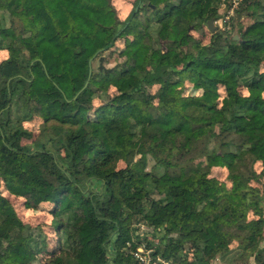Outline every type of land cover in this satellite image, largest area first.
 <instances>
[{"label": "trees", "instance_id": "1", "mask_svg": "<svg viewBox=\"0 0 264 264\" xmlns=\"http://www.w3.org/2000/svg\"><path fill=\"white\" fill-rule=\"evenodd\" d=\"M224 3L0 0V264H264V0Z\"/></svg>", "mask_w": 264, "mask_h": 264}, {"label": "rangeland", "instance_id": "2", "mask_svg": "<svg viewBox=\"0 0 264 264\" xmlns=\"http://www.w3.org/2000/svg\"><path fill=\"white\" fill-rule=\"evenodd\" d=\"M88 0H82V2H86L87 3ZM92 4H93V8L92 10H88V20L89 23L87 25H84L82 27V29L84 31H92L95 30L96 27H98V25L96 26V24H98L100 21V23H104L106 25L113 23V19L115 18V16L118 17L119 21H123L125 20L128 15L130 14V12L133 9V5H134V0H109V2H103L102 0L97 1V0H91ZM107 1V0H106ZM112 3V5L115 7V11L111 10L112 12H110L109 14L107 13L108 11V6H110V4ZM110 3V4H109ZM226 5V3H225ZM111 7V6H110ZM103 13H107L108 15H102ZM224 10L223 7H220L219 10V14H223ZM113 15V16H112ZM229 20L222 18V20H218L216 22H214V29H223V24L224 23H228ZM96 26V27H95ZM229 29V28H228ZM116 49H121L123 47L121 42L118 43H114ZM114 49V48H113ZM6 55L4 52H0V61L2 58H4ZM113 65V58L108 60V64H106L107 67H111ZM94 66H97V63H94ZM211 175L218 178L221 181L226 180V174L224 170L221 169H212L211 171ZM6 195V197L10 200V202L13 204V206L15 207L19 217L25 221V222H29L33 225H37V224H44L46 222L49 221V218L47 216V214L42 213V212H33V211H29V210H25L23 209V205L21 202V199H17L15 197H11L9 195H7L6 193H4ZM213 264H216L213 263Z\"/></svg>", "mask_w": 264, "mask_h": 264}, {"label": "built area", "instance_id": "3", "mask_svg": "<svg viewBox=\"0 0 264 264\" xmlns=\"http://www.w3.org/2000/svg\"><path fill=\"white\" fill-rule=\"evenodd\" d=\"M222 1V7L224 9L225 7V1ZM231 3V7L228 10L227 14L223 17L225 19H229L233 15V10L238 6L240 0H229ZM142 231H145L143 226H140V233ZM131 255L133 256L134 260L136 261V264H170L168 261L164 260L160 256H154L152 249H145L142 246L138 247L135 251L131 252Z\"/></svg>", "mask_w": 264, "mask_h": 264}, {"label": "water", "instance_id": "4", "mask_svg": "<svg viewBox=\"0 0 264 264\" xmlns=\"http://www.w3.org/2000/svg\"><path fill=\"white\" fill-rule=\"evenodd\" d=\"M208 28L210 29L211 32H213V29H214V24H213V22H209V23H208ZM235 39H237V38L235 37ZM114 43H115V41L112 42L111 47L114 45ZM102 51H103V50L98 51V52L94 55L93 58H95V57H96L100 52H102ZM90 62H91V60H90ZM90 62H89V63H90ZM101 62H102V58H100V66H99V68H102ZM87 83H88V82H86V84L84 85V87L87 86Z\"/></svg>", "mask_w": 264, "mask_h": 264}]
</instances>
